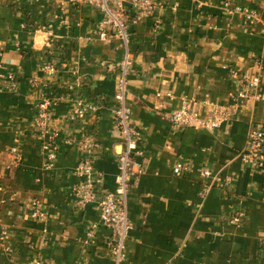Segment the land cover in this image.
<instances>
[{
  "label": "crops",
  "instance_id": "0c3cea01",
  "mask_svg": "<svg viewBox=\"0 0 264 264\" xmlns=\"http://www.w3.org/2000/svg\"><path fill=\"white\" fill-rule=\"evenodd\" d=\"M159 2L129 28L126 101L143 152L123 264H264V165L243 157L251 131L264 128V99L244 95L260 75L264 98V0ZM246 10L259 12L256 25H246ZM102 17L84 1L0 0V264H114L105 244L110 229L95 204L81 207L73 193L76 165L86 156L80 141L94 140L104 191L116 188L123 149L114 110L125 45L119 36H98ZM49 62L53 74L42 70ZM41 91L54 104L60 144L51 167L47 137L34 121ZM79 101L88 111L75 120ZM184 103L204 117L232 112L214 130L183 127L170 114ZM179 160L191 162L189 174L172 173ZM201 168L213 176L201 177ZM33 199L44 220L31 217Z\"/></svg>",
  "mask_w": 264,
  "mask_h": 264
},
{
  "label": "built area",
  "instance_id": "2783aa9c",
  "mask_svg": "<svg viewBox=\"0 0 264 264\" xmlns=\"http://www.w3.org/2000/svg\"><path fill=\"white\" fill-rule=\"evenodd\" d=\"M31 1V0H29ZM84 1L99 9L103 17L99 24L98 36L105 40L110 36H119L125 45V54L119 63L118 90L115 99L118 102L114 110L116 127L122 135V151L118 157V174L116 177V188L113 191H104L99 186V179L94 168V149L92 138H86L79 142L81 150L86 153L76 165V174L79 179L73 186V193L77 197L78 204L85 207L95 204L99 211L100 221L110 229L111 234L106 239V246L113 257L114 264H123L127 259V241L134 228L130 218L129 194L137 181L141 167L136 157L142 154L140 149V132L137 125L131 121V109L126 101L128 89V75L132 66V57L129 51V28L138 24L148 16L152 15L160 6L159 0H72ZM230 1L224 6L228 9ZM246 25L254 26L260 21V14L256 10H246ZM42 70L53 74L55 68L53 63H45ZM261 83L260 75L252 77L245 85L244 95L256 101L263 100L258 91ZM36 85V83L34 82ZM53 102L46 96L44 91L38 94L35 103V125L47 140L43 146L45 151L46 165L51 167L60 151L57 142L58 132L53 128ZM88 111L87 105L79 101L76 105L72 118L81 120ZM232 109L221 108L213 112L211 116H202L198 111L192 109L188 103H184L179 109L170 114V121L175 125L183 127H201L205 129H217L224 118L230 115ZM71 138L65 139L70 142ZM11 151L18 159V147L13 146ZM243 157L257 166L264 165V128H256L249 134ZM192 164L186 160H179L172 166L175 176H185L191 172ZM199 175L203 178L212 177L210 168H201ZM231 180V178H228ZM30 215L34 219L44 220L46 212L41 203L33 199L31 201ZM241 213L233 218L234 223L241 222ZM96 224H92L87 235L94 237ZM264 243V240H263ZM27 264H43L40 258H35Z\"/></svg>",
  "mask_w": 264,
  "mask_h": 264
}]
</instances>
